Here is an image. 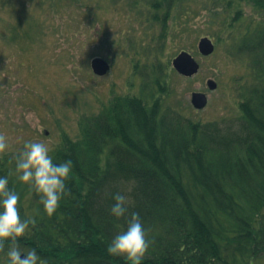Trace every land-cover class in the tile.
<instances>
[{
    "label": "trees",
    "instance_id": "trees-1",
    "mask_svg": "<svg viewBox=\"0 0 264 264\" xmlns=\"http://www.w3.org/2000/svg\"><path fill=\"white\" fill-rule=\"evenodd\" d=\"M183 1L165 0L167 12ZM201 1L209 12L210 37L226 33L231 37L249 18L244 8L252 6L263 13L248 25L236 48L241 59H235H244L249 71L237 90L243 132L229 128L227 135L215 126L196 129L173 115L170 106L156 121L149 103L135 97L121 99L114 104L113 117L96 118L103 127L84 129L83 140L65 142V154L56 161L73 163L65 182L71 194L61 199L51 217L28 186L14 173L9 175L12 170L2 157L0 177L7 176L9 188L19 193L21 219L30 210L36 221L22 238L34 246L44 264H131L124 257L110 256L107 247L126 231L134 211L150 241L142 264H252L250 258L261 255L264 220L257 219L264 215V0H218L219 9L213 0ZM197 14L188 11L186 21ZM215 25L222 30L217 32ZM159 69L155 67L156 95H163L167 85L159 81ZM103 156L114 163L110 172ZM225 187L231 190L228 195L220 192ZM119 188L127 190L130 203L126 216L118 219L110 209ZM26 194H31L29 208L23 206ZM52 241L54 247L49 246Z\"/></svg>",
    "mask_w": 264,
    "mask_h": 264
},
{
    "label": "rangeland",
    "instance_id": "rangeland-1",
    "mask_svg": "<svg viewBox=\"0 0 264 264\" xmlns=\"http://www.w3.org/2000/svg\"><path fill=\"white\" fill-rule=\"evenodd\" d=\"M44 1L48 3L42 9L33 7V4L41 7ZM49 1L57 2L52 5ZM87 1L97 7L90 8ZM115 1L0 0V133L9 138V146L0 156L13 158L14 173L16 156L26 142L48 145L49 155L58 164L57 156L65 154L66 141H81L84 129L103 127L104 123L96 118L99 115L113 117L114 104L132 97L146 105L149 103L156 121L165 115L162 110L170 106L173 115L196 129L204 131L215 126L227 135L231 134L229 128L238 134L243 132L240 124L244 114L237 90L241 81L249 77V71L244 59H235H241L236 48L239 46L238 38L248 25L261 19L262 10L252 6L244 8L248 20L239 30L236 28L231 37H227L229 33L220 38L211 36L215 51L204 57L197 50L199 38L209 37L213 31H206L209 29L206 18L209 12L202 8L201 0H184L180 5L178 2L171 12H167L165 0H157V3L121 0L115 3L118 10L113 8ZM76 5L78 11L73 10ZM85 5L89 8L88 14ZM213 7L220 8L218 0H213ZM190 10L197 11L199 16L188 18L187 22ZM31 16L37 21L29 18ZM72 17L77 19V23ZM217 18L223 22L221 15ZM157 20L163 24L158 25ZM40 23L43 25L39 30ZM54 23L58 32L62 26L76 27L71 30L75 38L74 47H66L67 44L73 45L71 39L64 43L58 42L61 37L53 36ZM189 27L192 30L188 33ZM213 28L218 29L217 32L222 30L219 25ZM93 29L102 39L92 34ZM34 31L42 34L35 36ZM181 49L189 50L200 64L199 72L192 78L185 79L169 68L170 59ZM64 50L76 58L74 64H69ZM127 53L131 57H122ZM94 57H102L109 64L112 62L107 77L98 79L91 72L90 60ZM156 63L162 65L159 81L167 85L163 95H156ZM132 68L136 74L132 79H126L130 77ZM207 80L215 81L216 89L210 90L206 86ZM198 92L204 93L208 100L200 111L190 103L191 95ZM44 131L48 132L47 136ZM103 157L108 160L110 172L114 163L112 159ZM192 185H187L190 190ZM225 191L220 192L225 195L231 192L227 187ZM119 193L126 195L127 190L119 188ZM30 200L31 194H26L23 198L25 208H29ZM27 215L33 218L32 211ZM257 220H264V215ZM34 232L29 234L32 242ZM20 239L22 241L18 243L22 244L23 238ZM54 244L52 241L49 246L54 247ZM19 247L23 253L30 251ZM259 249L262 253L259 257L250 258L252 264H264V244ZM1 260V264H10L8 258L2 256Z\"/></svg>",
    "mask_w": 264,
    "mask_h": 264
},
{
    "label": "clouds",
    "instance_id": "clouds-1",
    "mask_svg": "<svg viewBox=\"0 0 264 264\" xmlns=\"http://www.w3.org/2000/svg\"><path fill=\"white\" fill-rule=\"evenodd\" d=\"M9 138L0 133V154L6 152ZM48 145L42 142L29 141L15 159L17 179L29 187L39 197L44 212L51 217L59 207L64 196L70 195L66 180L70 178L72 161L54 163L49 155ZM12 175V172H9ZM115 203L110 209L116 218L125 217L128 213L129 198L121 193L113 197ZM20 195L9 188L8 177H0V251L5 242L10 241L7 252L10 264H44L35 249L23 253L18 238L23 237L29 228L36 226L32 217L21 219L18 202ZM150 241L147 239L144 225L138 212H132L127 218V229L118 233L107 247L110 256H121L131 264H142L148 251ZM23 254V256H22Z\"/></svg>",
    "mask_w": 264,
    "mask_h": 264
},
{
    "label": "water",
    "instance_id": "water-1",
    "mask_svg": "<svg viewBox=\"0 0 264 264\" xmlns=\"http://www.w3.org/2000/svg\"><path fill=\"white\" fill-rule=\"evenodd\" d=\"M199 52L203 56H208L212 54L214 51V46L210 39L202 38L198 44ZM92 69L97 75H104L107 70L109 69L108 65L100 60L95 59L92 61ZM173 66L177 70L178 73L182 74L183 76L190 77L194 75L198 71V64L192 58V56L188 53H180L174 60ZM209 89L213 90L216 88V82L209 80L208 81ZM207 99L204 94L201 93H193L191 96V104L192 106L197 109L201 110L206 106Z\"/></svg>",
    "mask_w": 264,
    "mask_h": 264
}]
</instances>
